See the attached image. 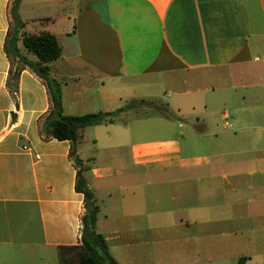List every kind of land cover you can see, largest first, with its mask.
<instances>
[{
    "label": "crops",
    "instance_id": "obj_1",
    "mask_svg": "<svg viewBox=\"0 0 264 264\" xmlns=\"http://www.w3.org/2000/svg\"><path fill=\"white\" fill-rule=\"evenodd\" d=\"M12 1L0 0V264H62L73 256L66 248L82 244L85 197L72 143L42 133L46 83L24 68L10 88ZM20 14L22 33L62 45L51 73L67 116L150 97L137 92L152 84L205 95L203 120L174 116L153 136L120 122L121 143L105 140L101 163L85 148L99 139L80 132L98 231L118 264H264V0H24ZM216 79L231 85L203 88ZM217 103L232 119L222 129L209 118ZM186 133L202 154H186Z\"/></svg>",
    "mask_w": 264,
    "mask_h": 264
},
{
    "label": "trees",
    "instance_id": "obj_2",
    "mask_svg": "<svg viewBox=\"0 0 264 264\" xmlns=\"http://www.w3.org/2000/svg\"><path fill=\"white\" fill-rule=\"evenodd\" d=\"M23 1L13 0L10 8L12 29L5 48L12 63L16 62L18 67L16 72H11L9 85L12 90L17 89L20 72L24 68H30L46 83L52 108L42 123V133L46 139L52 138L72 143L71 156L79 167L76 191L85 197V214L82 217V244L79 247L66 248L73 254L75 260L73 257L64 259L62 264H118L110 253L105 236L98 231L101 208L86 177V172L89 169L77 155L80 132L91 127L117 124L120 121V116L129 112L135 113L141 119L159 116L171 120L174 117L163 104L148 100L127 101L122 108L115 112L67 116L65 114L63 85L51 73V64L62 57V45L58 38L50 33L27 35L21 32L25 28V22L20 14ZM20 41L30 53L36 56V60H30L22 55L19 48Z\"/></svg>",
    "mask_w": 264,
    "mask_h": 264
},
{
    "label": "rangeland",
    "instance_id": "obj_3",
    "mask_svg": "<svg viewBox=\"0 0 264 264\" xmlns=\"http://www.w3.org/2000/svg\"><path fill=\"white\" fill-rule=\"evenodd\" d=\"M32 54V53H31ZM33 55V54H32ZM35 56V55H34ZM221 84L223 85H231V83L229 82V80L225 79V80H209V82L205 85H203V88H209V87H213V88H218V86H220ZM181 88L185 89L188 87H182L181 84L177 85V90H182ZM176 92V91H175ZM140 96H144L146 94H149L150 97H142L143 99L140 100H148V101H152V102H156L159 104H163L164 106H166L169 110V112L171 113V115L177 116V117H181V118H187L189 120H195V118H200L201 120L204 119V116H206L208 113V111H205V109H203L202 107V102H203V98L205 97L204 94H197L198 96H179V95H173L171 94V91L167 90V88L165 86H160V85H156V84H152V86H150L149 88H145L142 90H139L137 92ZM211 96V94H210ZM196 101L197 102V112L191 111L192 110V104L195 102L192 101ZM219 102L220 106H223V102L222 101H217ZM125 102L119 103L117 105H114L112 107H109V111L108 112H115L117 110H119L120 108H122L124 106ZM169 104L171 105L170 107ZM196 104V103H195ZM219 104L217 103V108L215 111L210 112L211 117L210 120H212L214 123H216L219 127V129H222L223 127V123L224 121L228 120L229 123L232 122L231 117L228 116L224 118V114L223 111L220 110L219 111ZM177 105L182 106V112L179 110V107H177ZM120 122H126L129 124V129L131 128L133 133L135 135H139L145 137V136H153L154 134H156L155 132V128L153 127V125H155L156 123H163L165 125H168V127H173V125H176V122L173 121H168L166 120L164 117H153L151 119H141L139 118L135 113L133 112H129V113H125L122 114L120 116V121L119 123H117L116 126H113L111 128H106V127H99V128H89L88 129V133L90 136H93L94 138L99 139L100 141V145L99 146H95L91 141L89 142L88 145L85 146L86 149L89 150H99V154L100 157L98 159V162H104L106 160H108L107 155L103 154L105 153V151H102L101 146H104L105 144V140H107L108 138H112L114 140H116V143H121L120 139L122 137V131H124V125ZM139 127H142L143 132L139 131V134H137V130ZM170 128L168 129H164L161 132H168L169 130H171ZM187 131V130H186ZM142 134V135H141ZM195 135V133H186L184 138H183V145H184V149L186 154H202L203 152V148L201 146V142L196 145L193 144L192 142V137ZM74 259V256H72ZM75 260V259H74Z\"/></svg>",
    "mask_w": 264,
    "mask_h": 264
},
{
    "label": "built area",
    "instance_id": "obj_4",
    "mask_svg": "<svg viewBox=\"0 0 264 264\" xmlns=\"http://www.w3.org/2000/svg\"><path fill=\"white\" fill-rule=\"evenodd\" d=\"M228 125V124H227Z\"/></svg>",
    "mask_w": 264,
    "mask_h": 264
}]
</instances>
